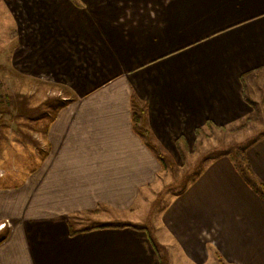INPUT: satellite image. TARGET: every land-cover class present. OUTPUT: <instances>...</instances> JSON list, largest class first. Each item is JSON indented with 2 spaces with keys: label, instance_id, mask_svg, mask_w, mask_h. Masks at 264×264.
<instances>
[{
  "label": "crops",
  "instance_id": "1",
  "mask_svg": "<svg viewBox=\"0 0 264 264\" xmlns=\"http://www.w3.org/2000/svg\"><path fill=\"white\" fill-rule=\"evenodd\" d=\"M0 72L67 91L32 137L0 123V264H264V199L227 155L127 219L167 155L252 113L264 0H0ZM245 155L264 182V134Z\"/></svg>",
  "mask_w": 264,
  "mask_h": 264
},
{
  "label": "rangeland",
  "instance_id": "2",
  "mask_svg": "<svg viewBox=\"0 0 264 264\" xmlns=\"http://www.w3.org/2000/svg\"><path fill=\"white\" fill-rule=\"evenodd\" d=\"M5 57L7 58L6 55ZM2 62L6 63V59ZM7 78L9 77H0L2 80L0 82V112H3L5 116L0 119V123L4 122L6 126L9 124L13 131H20L19 128H23V131L26 132V137L22 134V139H27L29 136L32 137L34 131L42 132L41 128L46 125L51 116L50 114H53L56 107L60 104V102L58 103V97L67 94V91L62 87L56 86L48 87V90H42L37 85L36 87H25V84H21V80H16L15 78L7 80ZM247 95L254 101L252 113L231 126L205 127L200 130L196 141L191 146L180 148V151L169 154V157L167 155L160 180L151 190H147V193L145 192L146 195L148 194L145 207L140 210L136 209L135 214L132 216L129 214L127 219L133 221V219L139 220L141 218L143 223H146L147 220L144 221V218L147 219V213L152 209L148 219V223H150L153 214L163 208L166 198L181 191L188 181L212 158L227 155L234 159L236 163L245 164L243 158L246 156V148L264 134V87L260 88L258 85L254 87L250 82L247 88ZM43 111H48L46 118L38 120L31 118L35 117L36 113H42ZM21 115L29 118L21 117ZM0 159L2 158L0 157ZM16 169L19 170L20 168L16 167ZM3 175V168H0V177ZM97 211L99 210L76 217L77 221L73 223L74 228H82L100 222L99 217L94 216ZM146 226L150 227L151 225ZM5 234L6 232L2 231L0 239ZM162 254L165 256L166 253H163L162 250ZM169 254L170 256H167V258L165 256V259L173 260L172 264H196L179 254L177 256L171 254V252ZM219 262H208L205 264H229L221 259Z\"/></svg>",
  "mask_w": 264,
  "mask_h": 264
},
{
  "label": "trees",
  "instance_id": "3",
  "mask_svg": "<svg viewBox=\"0 0 264 264\" xmlns=\"http://www.w3.org/2000/svg\"><path fill=\"white\" fill-rule=\"evenodd\" d=\"M219 127H223V126H219ZM200 132V129H198V133ZM141 133H145V130H143V132ZM245 158H243L245 164H240L239 162L237 163V167L238 170L240 171V173L242 174V176L244 177V179L246 180V182L248 183V185L254 189L258 195L264 199V182L256 179L253 175V172L250 168L248 159L246 156H244Z\"/></svg>",
  "mask_w": 264,
  "mask_h": 264
},
{
  "label": "bare ground",
  "instance_id": "4",
  "mask_svg": "<svg viewBox=\"0 0 264 264\" xmlns=\"http://www.w3.org/2000/svg\"><path fill=\"white\" fill-rule=\"evenodd\" d=\"M2 229V227H0V230Z\"/></svg>",
  "mask_w": 264,
  "mask_h": 264
},
{
  "label": "built area",
  "instance_id": "5",
  "mask_svg": "<svg viewBox=\"0 0 264 264\" xmlns=\"http://www.w3.org/2000/svg\"><path fill=\"white\" fill-rule=\"evenodd\" d=\"M4 225V224H3Z\"/></svg>",
  "mask_w": 264,
  "mask_h": 264
}]
</instances>
